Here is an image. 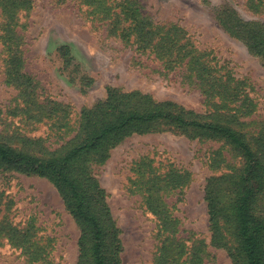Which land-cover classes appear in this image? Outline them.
Instances as JSON below:
<instances>
[{"label":"rangeland","instance_id":"1","mask_svg":"<svg viewBox=\"0 0 264 264\" xmlns=\"http://www.w3.org/2000/svg\"><path fill=\"white\" fill-rule=\"evenodd\" d=\"M132 1L152 23L182 28L199 51L213 60L219 70L228 73L233 84L240 83L246 98L233 105L219 99L215 104H219L218 108L242 107L253 111L245 119L249 137L264 130V62L250 52L227 18L231 14L244 23L264 25V0ZM32 2V9L21 14L16 29L22 37L20 53L7 48L6 18L0 5L3 135L41 138L45 148L56 151L74 138L81 112L104 101L109 87L139 91L159 102H174L203 117L210 114L211 108L197 82L184 77L182 70L168 77L161 75V63L153 56L139 59L134 48L94 22L77 0ZM63 47L68 50L61 51ZM14 54L23 63L20 73L35 86L30 99L23 92L24 80L17 82L8 77L6 61ZM32 103L34 107L57 103L69 108L72 133L61 137L64 133L56 131L53 121L30 122L23 109ZM218 108L214 106L212 110ZM240 165L239 157L222 143L192 140L172 132L134 135L111 150L107 162L93 166L92 171L107 192L113 219L121 230L122 264H158L165 237L154 215L156 209L148 207L147 198L159 200L161 210L178 220L177 237L187 249L205 242V264H233L227 249L211 245L205 188L211 178L229 174ZM172 174L188 175L187 181L175 189L161 184L163 188L149 196L146 183L151 176ZM0 189L15 203L14 223L34 220L51 254L47 262L35 263L20 250L3 243L0 264H78L80 229L48 180L0 171Z\"/></svg>","mask_w":264,"mask_h":264},{"label":"trees","instance_id":"2","mask_svg":"<svg viewBox=\"0 0 264 264\" xmlns=\"http://www.w3.org/2000/svg\"><path fill=\"white\" fill-rule=\"evenodd\" d=\"M77 1L112 37L134 48L139 59L153 56L161 63V75L168 77L182 70L184 77L197 82L211 112L203 117L174 102H159L139 91L124 92L109 87L104 101L81 112L74 138L56 151L45 148L41 138L0 133V171L46 179L55 187L81 232L78 264H122L121 230L113 219L107 192L92 167L103 166L111 150L134 135L172 132L192 140L222 143L239 157L241 165L229 174L211 178L206 185L211 245L227 249L233 264H264V130L249 137L245 119L253 111L242 107L218 108L219 104H215L219 99L233 105L246 98L241 84L234 85L228 73L219 70L213 60L199 51L182 28L157 25L143 17L136 1ZM32 3V0H0L6 18L5 41L14 52L20 53L22 37L16 31L20 16L32 9ZM227 18L250 52L264 62V25L244 23L231 14ZM64 50L68 48H61ZM13 56L6 61L8 77L17 82L24 80L23 92L30 99L35 86L20 73L23 63L16 54ZM34 105L23 109L30 122L53 121L56 131L64 133L61 137L72 133L69 108L57 103ZM214 106L218 109L212 110ZM187 177L151 176L146 183L149 196L159 192L161 184L171 189L182 186ZM146 202L149 208L159 210L154 215L165 237L158 264H205V242L187 249L177 237L178 220L161 210L159 200L147 198ZM14 207L13 200L0 189V246L6 243L32 262H47L51 255L49 246L34 220L14 223Z\"/></svg>","mask_w":264,"mask_h":264}]
</instances>
